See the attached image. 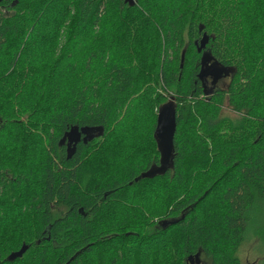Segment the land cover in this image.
Instances as JSON below:
<instances>
[{"label": "trees", "instance_id": "16d2710c", "mask_svg": "<svg viewBox=\"0 0 264 264\" xmlns=\"http://www.w3.org/2000/svg\"><path fill=\"white\" fill-rule=\"evenodd\" d=\"M168 97L173 167L136 182ZM74 126L104 132L67 159ZM252 228L264 248V0H0V264H241Z\"/></svg>", "mask_w": 264, "mask_h": 264}, {"label": "water", "instance_id": "95a60500", "mask_svg": "<svg viewBox=\"0 0 264 264\" xmlns=\"http://www.w3.org/2000/svg\"><path fill=\"white\" fill-rule=\"evenodd\" d=\"M202 29L203 27L201 26L200 31H202ZM209 40V36L205 33L200 43H196L198 45L199 53L206 49ZM184 60L185 51H183L182 53L180 65L181 69L184 66ZM206 60L210 62L211 59L207 54H204L203 61ZM208 73L219 79L223 74L228 75L229 69H224L215 63L211 66H203L199 78L202 79ZM176 131L177 111L174 106V100H171L159 109L157 125L155 129V139L157 141L158 149L161 154L160 165L153 167L146 173H143L140 178L135 179L136 182H138L139 179L153 178L157 175H162L166 173L171 167H173L172 161ZM103 132V128H80L78 126H74L64 134L59 142V145L63 146L67 144V159H71L75 155L77 147L81 142L87 144L88 142L94 140L96 137L102 136ZM28 250L29 246L24 244L20 250L11 253L7 257V261L14 262L17 259L22 258ZM191 264H201L200 254L196 256L195 261H191Z\"/></svg>", "mask_w": 264, "mask_h": 264}, {"label": "rangeland", "instance_id": "374dc122", "mask_svg": "<svg viewBox=\"0 0 264 264\" xmlns=\"http://www.w3.org/2000/svg\"><path fill=\"white\" fill-rule=\"evenodd\" d=\"M228 83L229 80H224L221 81L219 86L221 88H226ZM227 113L232 117L236 115V113L229 111ZM237 258L240 260L241 264H264V248L262 246V240L257 237L256 231H254L253 228L250 230L248 240L237 253ZM201 264H214V262L209 258L201 257Z\"/></svg>", "mask_w": 264, "mask_h": 264}, {"label": "flooded vegetation", "instance_id": "af4514ba", "mask_svg": "<svg viewBox=\"0 0 264 264\" xmlns=\"http://www.w3.org/2000/svg\"><path fill=\"white\" fill-rule=\"evenodd\" d=\"M229 78H230L229 75H224L223 74L222 76H220L219 79H217L216 77H214L213 75L208 73L205 77H203L201 79V81L203 82L204 86L208 90V93H213L212 89H214L216 87H220L219 85H220L221 81L229 80ZM61 147L63 148V150L65 151V153L67 155V144H65V145H63Z\"/></svg>", "mask_w": 264, "mask_h": 264}]
</instances>
